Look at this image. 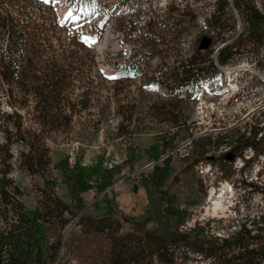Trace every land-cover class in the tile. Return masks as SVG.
<instances>
[{
  "label": "rangeland",
  "instance_id": "rangeland-1",
  "mask_svg": "<svg viewBox=\"0 0 264 264\" xmlns=\"http://www.w3.org/2000/svg\"><path fill=\"white\" fill-rule=\"evenodd\" d=\"M92 1L81 5L78 0H40L51 2L60 19L80 30L78 40L94 47L89 56L79 51L86 63L83 80L74 89L78 97L83 88L89 90V107L75 116L67 130L37 133L56 166L55 191L70 205L66 213L70 221L60 230L64 238L85 212L120 217L124 231L134 229L146 236L171 237L198 222L208 224L209 232L221 237L232 234L243 223L252 229L256 225L264 227V154L247 163L238 155L230 178L224 176L228 168L221 171L207 162L209 157L218 158L219 150L234 142L232 132L243 133L251 125L264 127V66L258 68L245 59L256 56L264 63V48L248 51L245 46L244 56L222 65L224 70L209 84L202 80L183 94L170 80L159 85L154 78L159 72L166 79L180 61L190 59L198 50L209 49L215 58L220 47L244 32L246 18L234 0H228L219 31L208 25L217 13L218 0ZM2 2L0 9H12ZM100 3L107 6L106 20L100 15ZM255 3L260 6L259 0ZM34 5L40 8L42 4ZM176 9L191 19L175 25ZM135 10L137 15H133ZM118 16H123L121 22ZM93 23L99 36L91 35ZM204 36L212 38L208 49L199 47ZM58 37L54 39L56 45L70 39L64 34ZM157 39L165 42L156 44ZM244 42L249 43V38ZM130 59L135 63L128 66ZM227 68L240 69L229 73ZM1 108L5 115L12 112L4 96ZM25 119L30 123L29 117ZM163 136L172 140L169 146ZM209 136L216 143L206 146L204 153L195 151L193 139ZM11 137L15 139L18 134ZM4 142L5 135L0 132V144ZM185 146H191L193 152L182 159L179 153ZM23 149L17 143L12 147L11 177L19 185L27 209H34L41 198L43 181L20 166ZM244 155L245 159L253 157V150L245 148ZM66 160L71 166L80 163L89 169L112 171L110 183L102 189L97 186L98 176H93L92 188L80 193L82 210L57 167ZM178 209L186 211L185 221L169 213ZM77 247L67 254L62 249L55 264H94L92 259L82 260Z\"/></svg>",
  "mask_w": 264,
  "mask_h": 264
},
{
  "label": "trees",
  "instance_id": "trees-1",
  "mask_svg": "<svg viewBox=\"0 0 264 264\" xmlns=\"http://www.w3.org/2000/svg\"><path fill=\"white\" fill-rule=\"evenodd\" d=\"M2 1L9 3L12 9H0V132L5 135V142L0 144V264H55L61 258L62 249H66V254L72 253L75 246L80 247L77 248L82 260L92 259L94 264H264V227L256 225V229H252L246 223L225 237L212 234L209 225L200 222L171 237L146 236L134 229L124 231L125 224L120 217L93 216L85 212L70 235L64 238L60 230L70 221L66 216L70 205L55 191L57 179L53 171L56 166L50 149L37 133L67 130L75 116L89 107V90L83 88L78 97L74 89L75 84L83 80L86 63L79 51L89 56L94 47L78 40L80 30L74 28L72 22L60 19L51 2L0 0V6ZM259 1L260 6L255 0H234L235 7L246 18V30L222 46L215 58L211 57L209 49L198 50L190 59L180 61L166 79L159 72L154 74V78H158L155 83L164 85L170 80L183 94L186 88L220 75L222 65L233 62L239 55L244 56L245 46L249 47L248 51L264 48V0ZM37 2L42 4L40 8L34 5ZM78 2L88 5L93 1ZM228 5V0H218L217 13L208 20L213 30L219 31L222 26ZM97 6L102 19H108L106 4ZM176 11L173 17L178 23L175 25L191 19L184 11ZM133 13L137 15L138 11ZM118 17L121 22L123 16ZM90 31L95 37L101 34L95 23ZM61 34L70 39L56 45L54 39H60ZM245 38H249V43L244 42ZM156 41L163 44L165 39ZM245 59L258 68L264 66L256 56ZM134 63L135 60L130 59L127 65ZM2 96L12 108L8 115L1 108ZM25 117H29L30 123ZM11 134L18 137L13 139ZM162 138L169 146L172 140ZM231 138L234 142L220 149L218 158L207 159L221 171L228 168L226 178L234 173L238 155L247 163L264 154V127L251 125L243 133L232 132ZM15 143L24 146L19 156L20 166L43 181L41 198L34 209H27L23 193L11 177ZM214 143L210 136L193 139L194 150L202 153L206 146ZM248 147L253 150V157L245 159L244 149ZM57 167L62 170L80 210L84 208L80 193L92 188L93 176H98L97 186L101 189L110 183L112 171L100 167L89 169L80 163L71 166L67 160L59 162ZM250 184L244 183V186ZM169 213L181 221L186 220L183 209ZM262 220L264 222V217Z\"/></svg>",
  "mask_w": 264,
  "mask_h": 264
},
{
  "label": "water",
  "instance_id": "water-1",
  "mask_svg": "<svg viewBox=\"0 0 264 264\" xmlns=\"http://www.w3.org/2000/svg\"><path fill=\"white\" fill-rule=\"evenodd\" d=\"M211 43H212V38L209 37V36H204L202 41H201V43H200V45H199V47H200V49H208L210 47Z\"/></svg>",
  "mask_w": 264,
  "mask_h": 264
},
{
  "label": "built area",
  "instance_id": "built-area-1",
  "mask_svg": "<svg viewBox=\"0 0 264 264\" xmlns=\"http://www.w3.org/2000/svg\"><path fill=\"white\" fill-rule=\"evenodd\" d=\"M191 153H192L191 146L189 147L185 146L180 150L179 156L180 158H188L190 157Z\"/></svg>",
  "mask_w": 264,
  "mask_h": 264
},
{
  "label": "bare ground",
  "instance_id": "bare-ground-1",
  "mask_svg": "<svg viewBox=\"0 0 264 264\" xmlns=\"http://www.w3.org/2000/svg\"><path fill=\"white\" fill-rule=\"evenodd\" d=\"M239 69H240V68H227V69H225V70H226V72L231 73V72L236 71V70H239Z\"/></svg>",
  "mask_w": 264,
  "mask_h": 264
}]
</instances>
